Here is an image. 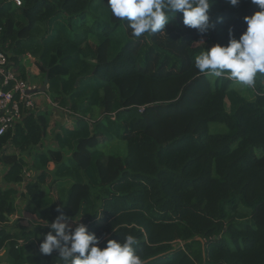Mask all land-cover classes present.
<instances>
[{"label": "trees", "instance_id": "16d2710c", "mask_svg": "<svg viewBox=\"0 0 264 264\" xmlns=\"http://www.w3.org/2000/svg\"><path fill=\"white\" fill-rule=\"evenodd\" d=\"M259 10L215 0L214 29L185 27L180 13L137 38L107 0H0L10 59L27 78L20 59L32 54L76 121L51 135L56 110L38 109L0 134V264H63L41 254L46 233L11 222L19 197L42 222L58 207L83 215L101 248L135 236L143 264H264V76L248 87L194 66Z\"/></svg>", "mask_w": 264, "mask_h": 264}, {"label": "clouds", "instance_id": "9594fccd", "mask_svg": "<svg viewBox=\"0 0 264 264\" xmlns=\"http://www.w3.org/2000/svg\"><path fill=\"white\" fill-rule=\"evenodd\" d=\"M214 2L215 0H107V6L113 17L126 21L131 36L139 38L146 33L165 31L166 25L173 21L172 17L175 19L180 13L183 15L185 27L197 29L201 33L214 29L215 23L210 19V9ZM240 2L241 0H228L232 6H237ZM251 3L258 5L260 10L244 17L247 27L239 39L230 38L227 45L216 44L195 57L194 66L200 73L217 78L227 76L248 87H254L258 75L264 76V0H251ZM28 54L30 53L20 59V64L24 67L25 59L37 61L32 54V59L27 58ZM26 79L37 86V92L43 94L42 100L46 98L53 109L64 113L67 118L64 123L73 127L76 125L72 111L61 107L50 98L46 78L43 79L41 87L28 73ZM56 211L59 214L55 220L43 224L50 231L43 235L39 246L41 254L50 256L56 251L57 261H62L63 264H143L135 251L138 244L135 236L129 234L119 242L110 239L101 248L100 238L95 233H90L86 225L79 223L83 215L77 219L76 215L68 217L62 208L58 207ZM73 223L76 224L74 228Z\"/></svg>", "mask_w": 264, "mask_h": 264}, {"label": "built area", "instance_id": "2783aa9c", "mask_svg": "<svg viewBox=\"0 0 264 264\" xmlns=\"http://www.w3.org/2000/svg\"><path fill=\"white\" fill-rule=\"evenodd\" d=\"M16 2L22 4V0ZM1 32L0 27V134H3L15 127L27 112L37 111L39 99L36 97L43 98V94L37 92L33 82L21 76L19 68L4 49L6 45L1 40ZM26 57L33 58L30 54ZM30 175L26 169V176Z\"/></svg>", "mask_w": 264, "mask_h": 264}, {"label": "rangeland", "instance_id": "374dc122", "mask_svg": "<svg viewBox=\"0 0 264 264\" xmlns=\"http://www.w3.org/2000/svg\"><path fill=\"white\" fill-rule=\"evenodd\" d=\"M30 78L32 79V80H34L31 76H30ZM38 81L40 82V83H38ZM42 82H43V78L41 77L40 78V80L38 79V80H36V84L39 86V87H41L42 86ZM36 99H40L39 101V103L37 104L38 105V108H39V110L41 111V110H44V109H51L52 108V106H51V103H50V101L49 100H47L46 98L45 99H41L40 97H39V95H37V97H36ZM56 114L54 115V118H53V121H52V124H51V126H50V134L51 135H53V132L55 131V129H54V123L55 122H63V121H67V118H66V116L64 115V113H62V111H56L55 112ZM67 124V123H66ZM67 125H69V127H71V125L70 124H67ZM122 142V140H113V141H111V144L109 145V148L111 149V148H113L116 144H117V142ZM49 144H51L50 146H54L56 143H52V141H50V140H46V141H44V145L45 146H47V145H49ZM39 149H41V147H38ZM120 148V151L122 152V153H126V151L128 150V147H127V145L126 144H123V146H121V147H119ZM12 148H10V150H11ZM108 149V148H107ZM110 149H108V150H110ZM256 153L259 155L260 153H261V150H257L256 151ZM23 157L30 163V161H31V159H30V156L29 155H26V154H24L23 155ZM54 168V164L52 163L51 165H50V169H53ZM4 166L3 165H0V177H2V175H3V173H4ZM27 169L31 172V169H30V167L28 166L27 167ZM30 177L31 178H33L34 177V174H33V172H31V175H30ZM48 182H50V179L49 180H47V183ZM51 193H52V195L57 199L58 198V196H59V193H58V189H57V187L56 186H54L52 189H51ZM26 202H24L23 201V198L21 197H19V198H17L16 199V207H17V209H18V213H16L15 215H12V218H11V222L12 221H14V220H16L21 226H24V227H28V228H33V229H40V231H42L43 233H47L48 231H50L49 229H48V227H45L43 224L44 223H46V222H42V221H40V219H38L37 217H36V215L35 214H32V213H30V212H28V211H26L25 210V204ZM79 223H81V221H79ZM38 224H41L39 227H37L38 226ZM11 224H9V226H10ZM16 224H12L10 227H12L13 226V230H15V229H19V227L18 226H15ZM76 226V224L75 223H73V228ZM20 242L21 243H23V240H20ZM5 254V251L4 250H0V256L1 255H4ZM4 264V263H3Z\"/></svg>", "mask_w": 264, "mask_h": 264}, {"label": "crops", "instance_id": "0c3cea01", "mask_svg": "<svg viewBox=\"0 0 264 264\" xmlns=\"http://www.w3.org/2000/svg\"><path fill=\"white\" fill-rule=\"evenodd\" d=\"M24 65H25V68H26V71H27L28 75L31 76L34 79L33 80L34 82H36V80L41 78V71H40V68L37 65V61L33 62V61L29 60V59H25L24 60ZM38 83H39V81H38Z\"/></svg>", "mask_w": 264, "mask_h": 264}, {"label": "water", "instance_id": "95a60500", "mask_svg": "<svg viewBox=\"0 0 264 264\" xmlns=\"http://www.w3.org/2000/svg\"><path fill=\"white\" fill-rule=\"evenodd\" d=\"M46 82H47V79H46ZM43 89H44V87H43ZM200 240H202V239L200 238Z\"/></svg>", "mask_w": 264, "mask_h": 264}]
</instances>
